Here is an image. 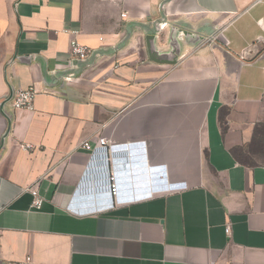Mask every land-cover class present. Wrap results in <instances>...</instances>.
<instances>
[{
  "label": "crops",
  "instance_id": "obj_1",
  "mask_svg": "<svg viewBox=\"0 0 264 264\" xmlns=\"http://www.w3.org/2000/svg\"><path fill=\"white\" fill-rule=\"evenodd\" d=\"M263 151L264 2L0 0V264H264Z\"/></svg>",
  "mask_w": 264,
  "mask_h": 264
},
{
  "label": "built area",
  "instance_id": "obj_2",
  "mask_svg": "<svg viewBox=\"0 0 264 264\" xmlns=\"http://www.w3.org/2000/svg\"><path fill=\"white\" fill-rule=\"evenodd\" d=\"M252 4L262 3L264 0H250ZM122 16H125V13L122 14ZM91 49L78 42L76 39H74L71 42V58L77 61H84L87 60V58L90 56ZM36 94V90L33 87H28L24 89H18L15 90L12 94V107L17 108H32L33 104V98ZM81 147L87 151L94 152L96 149L99 148H107L113 145L111 143L110 138L104 131L97 132L94 136L91 138H87L82 141L80 144ZM110 180L115 183V177L110 176ZM27 190L32 195V206L39 208L42 204L43 198L39 193V189L36 184H32L27 188ZM111 191L113 193L117 192L116 185H113L111 188ZM116 201H119L116 199ZM226 234H230L231 232V226L230 224H226L224 228ZM5 264H42L40 262H37L33 260V258L30 255L25 256L22 260L14 261V262H7Z\"/></svg>",
  "mask_w": 264,
  "mask_h": 264
},
{
  "label": "water",
  "instance_id": "obj_3",
  "mask_svg": "<svg viewBox=\"0 0 264 264\" xmlns=\"http://www.w3.org/2000/svg\"><path fill=\"white\" fill-rule=\"evenodd\" d=\"M140 160L139 162L138 159H131L125 171L120 175L124 195L128 199L148 196L154 190L168 188L163 177L155 183L159 186H155L154 182L149 181L148 172L152 171V169L147 166L144 156Z\"/></svg>",
  "mask_w": 264,
  "mask_h": 264
},
{
  "label": "rangeland",
  "instance_id": "obj_4",
  "mask_svg": "<svg viewBox=\"0 0 264 264\" xmlns=\"http://www.w3.org/2000/svg\"><path fill=\"white\" fill-rule=\"evenodd\" d=\"M253 154V153H252ZM253 162H264V151L258 154H253L252 159Z\"/></svg>",
  "mask_w": 264,
  "mask_h": 264
}]
</instances>
